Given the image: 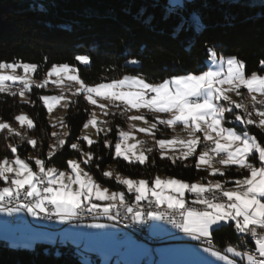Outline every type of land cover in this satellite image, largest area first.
<instances>
[{
	"label": "snow or ice",
	"instance_id": "1",
	"mask_svg": "<svg viewBox=\"0 0 264 264\" xmlns=\"http://www.w3.org/2000/svg\"><path fill=\"white\" fill-rule=\"evenodd\" d=\"M156 6L162 7V19L165 21L176 19L172 28L173 37H178L184 31L200 32L206 27L202 17L187 12V0H164L162 5L157 2ZM145 11L142 8L137 16H143ZM153 19L148 16L143 22L151 24ZM191 47L189 42L185 51L190 52ZM207 52L220 65L218 70L173 76L159 83L148 82L143 76L125 75L107 83L102 81L88 85L80 79L77 69L66 63L53 64L45 78L38 81L33 79L38 71L37 64L0 62V93L19 96L34 106L36 102L26 94H31L34 87L43 89L50 83L61 87L63 74L64 78L79 86L71 96H83L89 105L99 108L105 117L124 115L132 110L139 113L141 109L158 114L151 120L146 115H128L126 118L130 130H119V140L114 145L115 157L122 158L128 164L144 165L148 162L146 153L153 149H144L140 141L129 143L135 140V131L154 139L162 150V159L167 155L163 151L165 149L178 152V155L167 156L173 164L177 160L183 162L194 157L195 168H203L213 177H226L227 170L232 166L246 172V175L231 181L215 179L206 183H189L174 177L160 176L151 182L146 179L135 180L117 173L115 180L134 195L135 202L129 203L124 192L110 191L103 187L89 171L81 167L82 164L94 163V156L91 151H84L79 143H71L70 147L84 159L68 160L67 168L70 171L67 172L48 167L47 161L39 157H34V170L17 154V147L8 144L13 158L6 156L0 159V180L5 184L0 187V213L11 216L17 212H26L37 218L43 214L47 219L58 218L62 223L77 219L85 213L103 215L108 220L118 222L121 216L124 221L130 219L132 223L165 221L192 240L205 244L203 251L223 264H264V143L248 130L250 125L264 130V75L258 72L246 74L244 61L234 56L225 58L218 55L215 46L207 48ZM76 60L81 64L90 63L88 56H77ZM129 62L140 63L136 59ZM260 66L264 68V60L260 61ZM17 69L22 70V74H17ZM6 70L12 74H4ZM13 85L19 87L14 88ZM233 96L238 99L234 100ZM245 96L250 100V105L239 99ZM101 99L117 109L123 107V111L111 112L108 104L98 102ZM39 100L49 115L61 101H65L66 109L75 103L63 92L58 96L42 95ZM229 115L234 122L243 126L242 131L224 126L229 123ZM15 121L27 130L35 127L34 121L26 114L17 115ZM133 121L142 122L148 127H137L131 123ZM158 125L173 130L177 125H182L188 138L174 136L171 139H155L156 132L160 130ZM89 126L98 135L102 132L107 135L112 131L109 121L98 120L95 111L83 125L85 129ZM52 127L63 129L69 126L61 118L59 124H53ZM0 132H7L21 140L26 138L24 133L6 121L0 122ZM68 135L69 132H63L64 137ZM52 136L57 139L56 143L48 145L47 160H51L66 143L65 139L59 138V133L53 132ZM80 139L89 147L96 143L89 136ZM27 143L36 148L39 141L27 138ZM201 144L204 147L197 151ZM105 146H110L107 141ZM254 160H258V166L253 163ZM217 163L221 167L217 168ZM96 167L100 165L96 164ZM103 176L111 178L113 172L104 171ZM228 183L233 187H226ZM186 193L194 195L190 203L186 200ZM97 201L106 203L102 206ZM142 202H147L146 206H142ZM225 224L250 238L249 243L254 245V250H240L243 244L228 246L223 251L217 249L212 243L214 226L215 230H219ZM89 227L104 228L106 225L97 223ZM237 257L239 261L235 259Z\"/></svg>",
	"mask_w": 264,
	"mask_h": 264
},
{
	"label": "trees",
	"instance_id": "2",
	"mask_svg": "<svg viewBox=\"0 0 264 264\" xmlns=\"http://www.w3.org/2000/svg\"><path fill=\"white\" fill-rule=\"evenodd\" d=\"M157 2L162 5L164 0H0V62L37 64L34 80H42L53 64L66 63L75 67L80 79L88 85L107 83L125 75L143 76L148 82L159 83L173 76L206 71V60L210 56L207 48L215 46L218 55L244 61L246 74L264 75V68L260 66V61L264 60V0H187V12L202 17L206 27L200 32L184 31L178 37L172 35L176 19H162V7L156 6ZM142 8L146 11L138 17ZM148 16L154 17L151 24L143 22ZM189 42L191 51L186 52ZM81 55L88 56L90 63L80 64L76 57ZM133 59L140 63L131 64L129 61ZM44 93V88L34 87L28 94L29 99L36 102L34 106L20 102L18 96L0 94L1 120L13 122L19 112L26 111L35 123L33 129L21 131L26 134L23 140L0 132V159L13 158L7 145L14 144L17 154L33 169L35 161L29 160L30 155L45 159L48 167L68 171L67 161L81 158L70 144L79 143L84 151L93 153L94 163L84 165L93 178L110 191L124 192L132 201L134 195L127 194L123 185L103 176L107 167L112 166L124 177L150 182L156 176L174 177L189 183L215 179L231 181L247 174L232 166L226 177H213L207 170L195 168L194 157L183 162L177 160L175 164L166 157L162 159L156 146L150 147L153 150L147 153L146 164H128L114 155L118 129L127 123L118 114L106 117L112 131L107 135L99 134L96 143L89 147L80 139L91 108L83 96L71 98L75 103L67 108L64 117L69 126L66 143L47 160L53 127L39 100ZM110 110L119 113L117 108ZM225 125L243 130V126ZM158 128L156 138H163L158 133L169 128L164 125ZM248 130L264 143V132L252 125ZM27 138H35L38 146L33 148ZM105 141L109 147L105 146ZM253 163L259 164L258 160ZM226 187L233 185L228 183ZM249 240L228 224L219 230L214 228L212 234L213 244L221 251L241 244L240 250L252 251L254 245ZM18 246L15 248L0 241V264H101L95 253L85 252L72 244L35 242L31 246Z\"/></svg>",
	"mask_w": 264,
	"mask_h": 264
},
{
	"label": "crops",
	"instance_id": "3",
	"mask_svg": "<svg viewBox=\"0 0 264 264\" xmlns=\"http://www.w3.org/2000/svg\"><path fill=\"white\" fill-rule=\"evenodd\" d=\"M0 183L2 187L5 186L3 182L0 181ZM187 198L192 200L194 196L190 195ZM32 217L26 212H17L11 216L0 213V241L12 246H27L29 241L72 244L85 252L95 253L100 258L101 264H103V257L110 258L106 264H219L221 262L205 253L203 246L196 244L195 240L186 235L180 238H172L173 231L164 227L165 230L161 231L160 236H157L156 231H159V229H156V227H158V224L153 227L152 221H150L149 227L150 237L166 238L164 242L154 246L147 243H138L128 236L122 240H118L117 235L121 234L122 230L113 221L108 219L91 221L88 223L87 228L84 229L82 226L76 224L75 219L62 223L58 218H55L52 223L47 222L44 224L42 222L45 225L43 226L38 224L35 219L36 217H33L32 222ZM97 223L104 224L106 227H89V225ZM10 229L15 234L13 232L8 233L7 231H10ZM9 239L12 242H9ZM51 239H54V241H51ZM142 245V248L150 252V256L148 254H141L145 249L139 250L137 247H141ZM168 245L181 248L184 251V255L188 254V259H184L180 255L181 257H178L172 263L168 259L170 256H164V253L156 251L158 249V251H161ZM236 260H240V258Z\"/></svg>",
	"mask_w": 264,
	"mask_h": 264
},
{
	"label": "rangeland",
	"instance_id": "4",
	"mask_svg": "<svg viewBox=\"0 0 264 264\" xmlns=\"http://www.w3.org/2000/svg\"><path fill=\"white\" fill-rule=\"evenodd\" d=\"M225 58H228V57H225ZM206 63H207V66H208V69L207 70H218V68L220 67V65L218 64V62H214L213 60H212V58L209 56V58L206 60ZM81 64V63H80ZM82 65H87V64H82ZM206 70V71H207ZM203 73V72H202ZM202 73H199V74H202ZM4 74H12L10 71H5V73ZM17 74H22V70H20V69H17ZM77 74H78V72H77ZM69 75H72V73H69ZM45 78V76L43 77V79ZM33 79H34V75H33ZM42 79V80H43ZM52 79H56V77H53ZM61 79L63 80V84H62V86L61 87H56L54 84H48V86L46 87V88H44L45 89V91H46V93H44L43 95H48V96H58V95H60L61 94V92H63L66 96H69V97H71L72 98V96H71V93L72 92H74L79 86L78 85H76L74 82H70V81H68L66 78H64L63 77V74H62V76H61ZM39 81V80H38ZM12 87H19V85H13ZM241 91L242 92H246V90H244V89H241ZM1 94V93H0ZM26 95H28V94H26ZM234 100H236V99H238L236 96H233L232 97ZM258 98H260V97H258ZM239 99H243V101L245 102V103H247V104H251V102H250V100L249 99H247V97L245 96V97H241V98H239ZM18 100L20 101V102H22V103H26L24 100H22L19 96H18ZM99 103H101V104H108V106H109V110H110V108L111 107H113L111 104H109V102L108 101H106V100H99L98 101ZM41 103H42V105H43V102L41 101ZM64 103H65V101H61V103L57 106V107H55L54 108V110L52 111V113H51V115H49L48 114V112H47V109L45 108V110H46V112H47V121H48V123H49V125H53V124H59V121H60V119L61 118H63V120H64V117H65V114H66V111H67V109L64 107ZM90 114L93 112V111H95V114H96V117H97V119L98 120H101V121H103V120H107L106 119V117L103 115V113L101 112V110L99 109V108H94L92 105H90ZM257 107H259V106H257ZM113 108H115V107H113ZM119 110V112H121V111H123V107H121L120 109H118ZM111 112H114V110H110ZM118 113V112H117ZM21 114H26L29 118H31L30 117V115L26 112V111H21V112H19L17 115H21ZM90 114H89V116H90ZM137 114H140V115H146L148 118L149 117H154L155 115H158V114H153V113H149V112H147V110L146 109H141L140 110V112L139 113H137L135 110H132L131 112H128V113H125L124 115H119L118 114V116H120V119H124V120H127V116L128 115H137ZM16 115V116H17ZM15 116V117H16ZM253 118H256L255 116L253 117ZM88 119H89V117H88ZM88 119H87V121H88ZM150 119V118H149ZM151 120V119H150ZM86 121V122H87ZM0 122H3V120H1L0 119ZM7 122V121H6ZM85 122V123H86ZM11 125H12V127L13 128H15L17 131H26L27 129H26V127L25 128H22L21 126H20V124L18 123V122H16L15 121V119H14V121L13 122H9ZM131 123H133V124H135L137 127H148V125H146V124H143L142 122H139V121H133V122H131ZM229 124H235L236 126H242V125H240L238 122H234L233 121V119H230L229 120ZM225 127H234V126H226V125H224ZM234 128H236V127H234ZM119 130H123V131H129L130 129H129V121L127 120V123H126V125L125 126H123V127H120L119 129H118V133H117V141L119 140ZM236 130L237 131H241V130H239V129H237L236 128ZM261 130V129H260ZM262 132H264V130H261ZM53 132H57V133H59V138H63V139H65L66 140V137H64L63 136V132H67V129L66 128H63V129H60L59 127H56V128H54L53 127V130H52V132H51V141H50V143H49V145L50 144H54V143H56V139L57 138H54L53 136H52V133ZM100 134H102V135H105L103 132L102 133H100ZM133 134H134V136H135V140H132V141H129V143H136L137 141H140V142H143V144H142V147L144 148V149H147V146H148V148H150V147H152V146H156V148L160 151V153H161V149H159V147L155 144V142H154V139L151 137V136H147V135H145V134H143V133H139V132H133ZM161 137H163V138H156V135H155V139H171L172 137H174V136H176V137H180V138H183V139H187L188 138V136H187V132L186 131H184L183 130V127H182V125H177L176 126V128H175V130H173V129H169V130H167V131H164V130H162L160 133H158ZM82 136H89L92 140H94V141H97V138H98V134L96 133V131H95V129L94 128H92L91 126H89L87 129H85L84 127L82 128V131H81V133H80V138L82 137ZM25 137H26V134H25ZM164 137H166V138H164ZM170 137V138H169ZM178 147V146H177ZM199 148V147H198ZM139 150V149H138ZM199 150H201L200 148H199ZM164 152H166L167 153V155L165 156L166 158H167V156H171V155H178L179 153L177 152V153H173L172 151H169V150H167V149H165V150H163ZM147 154V153H146ZM114 155H115V148H114ZM12 159V158H11ZM72 159H76V160H82V159H84V157H81L80 159H78V158H72ZM122 159V158H121ZM29 160H33V161H35L34 160V158L30 155V157H29ZM71 160V159H70ZM217 168H219V167H221L218 163L215 165ZM81 167L82 168H84V170L85 171H87V169L85 168V166L82 164L81 165ZM68 171H70V169L68 170ZM105 171H112L113 172V176L111 177V178H113V179H115V174H117L118 172H116L115 170H114V168L112 167V166H110V167H107L106 169H105ZM67 172V171H66ZM119 174V173H118ZM161 178H167V177H163V176H160ZM135 180H139V179H135ZM1 182H3L2 180H0ZM4 183V182H3ZM202 183V182H201ZM0 187H2L1 185H0ZM125 188V187H124ZM125 190H126V193L127 194H129V195H132L131 193H128L127 192V189L125 188ZM190 195H193V194H191V193H186V200H187V202L188 203H190L192 200L191 199H188L187 198V196H190ZM194 196V195H193ZM130 203H132V200H130V199H127ZM134 201V200H133ZM96 203H100L102 206H103V204H105L106 202H99V201H97ZM36 219V221L38 222V224H41V225H43V226H45L44 224L45 223H47V221L46 220H43V219H41L40 217L39 218H35ZM31 221L33 222V217L31 218ZM36 221H34V222H36ZM41 221V222H40ZM44 224H43V223ZM77 224V223H76ZM149 224H150V220H149ZM158 224V227H156V229H159V231H156V234H157V236H160L161 235V231L163 232L165 229H164V226H162L161 224H160V222H158V221H152V226L154 227V226H156ZM26 231V230H25ZM8 233H11V232H13V230L12 229H10V231H7ZM67 232H68V230H67ZM13 234H15L14 232H13ZM27 235H31V234H27ZM34 236V235H33ZM10 238V237H9ZM56 238V237H55ZM40 240H45V239H40ZM51 241H54V239H51ZM55 241H57V240H55ZM9 242H12L10 239H9ZM36 241H29L28 242V245L27 246H31L33 243H35ZM39 242H44V243H49L48 241H39ZM6 243V242H5ZM15 248H18L19 246L18 245H16V246H14ZM143 247V245L141 246V247H137L139 250L141 249H145V248H142ZM155 249H156V247H155ZM159 250V249H158ZM158 250H156L157 252H159V253H164V256H170L168 259L170 260L169 262H172L173 263V261L174 260H176L178 257H181V256H183V258L184 259H188V254L187 255H184L183 253H184V251H182L181 250V248H175V247H173L172 245H168V246H166L164 249H162L161 251H158ZM155 251V252H156ZM156 252V253H157ZM141 254H148L149 256H150V252H148V251H146V249H145V251H143V252H141ZM181 255V256H180ZM172 257V258H171ZM104 259H103V261H102V263L103 264H106V262H108L109 261V257H103ZM235 259H239L238 257L237 258H235ZM219 264H223V262H220Z\"/></svg>",
	"mask_w": 264,
	"mask_h": 264
},
{
	"label": "built area",
	"instance_id": "5",
	"mask_svg": "<svg viewBox=\"0 0 264 264\" xmlns=\"http://www.w3.org/2000/svg\"><path fill=\"white\" fill-rule=\"evenodd\" d=\"M203 147H204L203 144H201L199 146V148L201 150ZM134 202L135 201H132V203H134ZM146 204H147V202H144V205H146ZM40 218L43 220H46L48 223H52L55 219V218L47 219L44 217L43 214H41ZM105 219H107V218L103 215L96 216L95 214L85 213L83 216L75 219V222L78 225L82 226L84 229H86L89 222L95 221V220H105ZM111 221H113L122 230V233L117 235L118 240H122L128 236L138 243H147L151 246L158 245V244H160L166 240V238L150 237V235H149V227H150L149 220H146L142 223H132L130 219H129V221H124L123 216H121L119 218V222L116 220H111ZM160 223L165 228L171 229L173 231V233L171 235L172 238H180V237L185 235L183 232H181L180 230H178L177 228L173 227L171 224H168L165 221H160ZM195 243L200 245V246H203V247L206 246L205 244H202L200 241H195ZM237 261H239V260H237Z\"/></svg>",
	"mask_w": 264,
	"mask_h": 264
},
{
	"label": "bare ground",
	"instance_id": "6",
	"mask_svg": "<svg viewBox=\"0 0 264 264\" xmlns=\"http://www.w3.org/2000/svg\"><path fill=\"white\" fill-rule=\"evenodd\" d=\"M147 148H148V146H147ZM142 206H146V205H144V202H142Z\"/></svg>",
	"mask_w": 264,
	"mask_h": 264
}]
</instances>
